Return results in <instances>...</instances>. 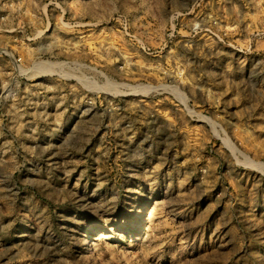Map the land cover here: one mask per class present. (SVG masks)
Listing matches in <instances>:
<instances>
[{"label":"rangeland","instance_id":"rangeland-1","mask_svg":"<svg viewBox=\"0 0 264 264\" xmlns=\"http://www.w3.org/2000/svg\"><path fill=\"white\" fill-rule=\"evenodd\" d=\"M0 264H264V0H0Z\"/></svg>","mask_w":264,"mask_h":264},{"label":"bare ground","instance_id":"bare-ground-1","mask_svg":"<svg viewBox=\"0 0 264 264\" xmlns=\"http://www.w3.org/2000/svg\"><path fill=\"white\" fill-rule=\"evenodd\" d=\"M52 65V64H51ZM51 65H49V66H51ZM127 87H128V85H127ZM7 89V88H6ZM131 89H132V91L134 92V93H137V92H147V91H145L143 88H142V86H133L132 85V87H131ZM149 89H153V87H150ZM129 90V89H128ZM141 90V91H140ZM129 92H130V90H129ZM132 95V94H131ZM140 221H138V223H139ZM141 227H142V225H141ZM87 238H91V236L90 235H87L86 236ZM90 243V242H89Z\"/></svg>","mask_w":264,"mask_h":264}]
</instances>
